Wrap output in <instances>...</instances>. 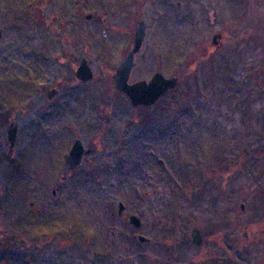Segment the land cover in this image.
I'll list each match as a JSON object with an SVG mask.
<instances>
[{"label":"rangeland","instance_id":"obj_1","mask_svg":"<svg viewBox=\"0 0 264 264\" xmlns=\"http://www.w3.org/2000/svg\"><path fill=\"white\" fill-rule=\"evenodd\" d=\"M176 1L166 0L155 8L135 0L133 7L120 12L125 0H107L106 7L111 3L112 7L104 9V16L97 14L106 20L103 26L95 23L97 15L89 20L86 15L104 0H0V264H29L28 249L17 248L11 235H21L27 243L29 220L36 222L45 213L32 218L29 203L34 208L43 206L51 197V179L61 175L57 167L50 173L52 159L62 155L59 144L48 139L67 133L62 126L89 101L81 90L93 92L90 101L104 98L107 77L123 49L131 47L140 21L145 23V37L132 79L149 78L156 71L169 76L170 70L179 79L177 89L160 101L163 104L147 113L149 118H154L153 111L160 114L156 116L164 120L165 131L172 120L177 124V151L160 157L161 173L154 159L146 157L157 173L152 176L166 184L144 183L150 171L145 174L141 159L131 158L133 171H98L94 180L83 173L78 180L81 189L68 188L60 197L77 201L79 216L92 227L86 246L111 245L116 264H264V91L260 84L264 59L253 78L251 71L246 72L250 80L259 79L256 97L244 87L233 56L234 40L217 49L203 44L221 31L220 5L181 0V6L189 8L180 10ZM75 4L80 13L64 12L65 6ZM226 27L235 33L229 23ZM75 28L81 30L76 46ZM205 47L209 52L202 56ZM74 48L85 52L82 57L93 73L85 88L72 87L70 82L68 53L72 55ZM78 52L75 65L81 57ZM51 89L57 95L48 99L45 94ZM109 99L122 103L115 91L106 94ZM121 107L128 109L123 103ZM18 110L16 140L8 153L6 131ZM142 111L136 110L134 117H145ZM137 132L131 128L127 138L134 144L131 149L140 151L143 143L134 137ZM104 161L109 160L100 153L98 162ZM127 164L133 165L130 160ZM109 203L113 213L121 203L123 216L133 215L145 223L141 233L130 227L129 235H124L128 228L121 224L112 228ZM176 216L181 223L201 226L208 243L186 245L181 231L171 230L177 225ZM137 234L147 242H137Z\"/></svg>","mask_w":264,"mask_h":264},{"label":"flooded vegetation","instance_id":"obj_2","mask_svg":"<svg viewBox=\"0 0 264 264\" xmlns=\"http://www.w3.org/2000/svg\"><path fill=\"white\" fill-rule=\"evenodd\" d=\"M104 1L105 3L103 5L93 8L91 7L90 10H94V13H88L90 15V19H94L98 13H103L101 16L106 15L104 9L111 8L112 3L106 7L107 0ZM125 1L126 5H123L125 8L121 9L120 12L124 10L126 12V10H129L131 7H133L131 6V3H133L135 0ZM165 1L166 0H153L151 3L148 2V0H142V3L145 5V7L148 3L149 7L155 6L156 8L157 6L160 7L159 5L161 2ZM203 1H205V4H207L208 7L213 6L215 3L220 5V9L218 7V25H220L221 30L217 33H213L211 38L203 42V44L208 43L210 49H217L218 47H222L224 42H227L228 40H234L232 43L237 48L233 51V56L239 63V70L242 71L241 78L243 79L244 87H246V89L251 88L252 92L254 91V96L258 97L259 79L256 78L250 80L246 72L251 71V77L253 78L255 72H257L256 69H258V62L264 59V0ZM223 2L225 3L226 8H223ZM227 3H232L233 6L228 8ZM181 5V0H177L175 2L176 8L180 10L189 8L187 5L185 7H182ZM77 7L78 6L76 4L74 6L67 5L65 6L64 12L80 13L76 10ZM101 16L97 15L95 23H103V26H107L106 20H104V18ZM228 23V28L234 30V34L227 32L228 29L226 25ZM208 24H211V22L208 21ZM76 29V32L72 30V35L74 36L72 40H74L75 44H73L75 46L77 45V36L81 35L80 28H75V30ZM132 45L129 50H126V47L123 49V52L120 56L121 59H119L108 75L104 98L100 99L99 101H90V99L94 100L93 92L90 90H81L80 92L89 97V101H85L83 106L76 108V117L69 119L70 123H66L62 126V130L66 131L67 133L56 136L57 140L48 139V142L50 143L57 142L59 144L62 155L60 157H55L57 159H52L50 166V169L52 170L50 173L53 174V169H56L57 167L60 170L58 172L61 175L51 179V197L45 200L43 206L34 208L33 203H29V209L31 210L30 215L32 218L36 217L41 212L45 213L44 217H41L36 222L32 219L29 220V227L25 232L28 235L27 243L21 237V235H11V238L14 239L17 248L28 249L27 258L29 264H116L113 257L114 249L111 247V245L105 244L106 246H101L98 249L92 248V246H86V244H90V237L88 235L89 227L91 230L92 227L88 224L87 219H82V217L79 216L78 204H76L77 201L70 202L60 197L65 194V190L68 188L77 189L78 191L81 189L82 183L78 181L79 175L84 173L89 178L92 177L94 180L95 175L99 173L98 171H105L106 173L127 174L130 171H133L132 168L134 167L135 160L133 161L131 158H140V168L145 171V174L150 171L149 176L147 175L148 178L145 176L144 183L146 182V184L154 187L157 185L161 186L163 182L161 178L159 180L158 176H152L151 173L156 172L153 170V165H151L152 160H149L148 162L146 157L154 159L155 163H157L159 166V173H161L164 162L160 157L164 156V154H167L168 151H171L170 153L172 154L176 153L177 151V124L176 122H173L174 120H172L170 128H166L167 131H165L163 127L164 120L156 116L158 113L153 111L154 113L152 116H154V118H149L147 113L149 110L156 109L158 106L163 104L160 103V101L177 89L179 79L177 76L172 74V70H170L169 76H165L163 73L156 71L153 72L149 78L140 77L139 79L141 80L149 81L153 75L158 72L164 78H176L177 85L169 89L162 97L150 105L133 106L128 101V99L115 88L116 69L125 59L127 53L131 50ZM86 47L89 48L88 46ZM141 48L139 52L141 51ZM206 48L207 47L203 48L202 56H205L204 53L209 52V49ZM67 49L69 52L71 51L70 48ZM80 49H82L81 46L79 47V50ZM76 52H78V50L74 48V53L72 55L68 53V57L72 63L70 82L72 87L80 89L85 88V85L93 80V73L89 67L88 60L82 57L85 52H78V55H81L80 61H86L92 73V78L86 82H81L76 78L75 73L80 65V61L79 64L75 65ZM137 54L134 56V64L128 83L139 80L132 79L133 70L136 66L135 58ZM260 84L261 91H264V83L261 81ZM42 91H45V89L43 88ZM106 91L107 93H109V91H115L116 95L120 97L122 103L125 104L128 109L125 110L124 107H121L122 103L119 101L116 103L114 101L112 102L111 99L107 101ZM45 95L48 99H51L56 96L57 93L56 90L51 89L47 91ZM169 105H172L171 108L175 109L173 102H171ZM136 110H143L142 114L145 117L135 118L134 116L136 115ZM150 122H153V124L150 125ZM131 128L132 131H140V134L138 132L134 134L135 138L139 139L140 141L142 140L141 142L143 144L140 151L131 149L134 147V144L132 143V140H129L131 138H127V136L129 137L128 134ZM96 129L98 130L97 133L94 132ZM204 137L206 141L207 136ZM205 141L204 146H206ZM76 146L79 149H77V154L74 157L78 158V154H80V160L78 161L72 159L68 161L69 154ZM100 153H103L104 157H106L109 161L98 162V156ZM128 160H130L133 165H128ZM109 183L111 184L112 181ZM147 196V193H145L146 198ZM113 208V204L110 205L109 203V208L107 209L109 211L111 210V212H109L107 217L109 218L110 225H113L112 228H115L117 225L121 228L120 224L123 227L128 228L124 229V235H129L128 231H130V227L133 228L136 233H141V230L145 228V223L142 225L141 222L139 228L134 227L129 221L132 215L123 216L122 213L115 214L112 212ZM239 208L243 211L244 205L241 204ZM90 220V222H92L93 219ZM175 221L174 222L178 226L174 225L171 230L175 234L181 231L186 245L202 247L208 243L207 234L201 228V226L199 227L189 222L188 224L185 222L181 223L177 216ZM194 230L199 241L198 244L194 243L193 238L191 237ZM114 232L115 231H112V233ZM243 232L245 233L246 231L244 230ZM244 235L246 236V234ZM138 236L141 235L137 234L136 238ZM105 242L106 241L104 240L103 243ZM117 264L126 263L122 262Z\"/></svg>","mask_w":264,"mask_h":264},{"label":"water","instance_id":"obj_3","mask_svg":"<svg viewBox=\"0 0 264 264\" xmlns=\"http://www.w3.org/2000/svg\"><path fill=\"white\" fill-rule=\"evenodd\" d=\"M144 37L145 23L143 21H140L137 24V28L134 34L132 48L127 53L125 59L117 67L115 75V88L118 92L123 94L133 106L150 105L177 84L176 78H164L158 72L155 73L149 81L137 80L132 83H128L129 76L134 64V56L139 52ZM75 76L81 82H86L92 78V73L88 68L86 61H82V63L79 65ZM20 113L21 111H17L14 113V121L11 122L7 127L6 139L8 142L9 151L13 148L14 142L16 140V121ZM77 149H79L77 146L73 148L68 156V161L72 159L78 161L80 160V154H78V158L74 157L77 154ZM123 208V205L119 203L117 206V213L120 214ZM129 221L130 224H132L134 227H140V221L136 216H131ZM191 237L193 238L194 243L198 244L199 241L196 236L195 230L192 232ZM137 241L139 243H143L146 241V239L142 236H138Z\"/></svg>","mask_w":264,"mask_h":264}]
</instances>
